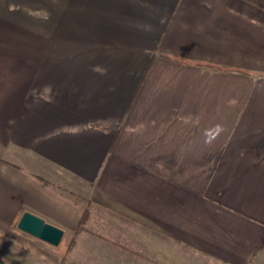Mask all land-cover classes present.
<instances>
[{"label":"crops","instance_id":"crops-1","mask_svg":"<svg viewBox=\"0 0 264 264\" xmlns=\"http://www.w3.org/2000/svg\"><path fill=\"white\" fill-rule=\"evenodd\" d=\"M89 204L133 264H264V0H0V256Z\"/></svg>","mask_w":264,"mask_h":264},{"label":"rangeland","instance_id":"rangeland-1","mask_svg":"<svg viewBox=\"0 0 264 264\" xmlns=\"http://www.w3.org/2000/svg\"><path fill=\"white\" fill-rule=\"evenodd\" d=\"M85 211L78 229L64 232L57 246L28 234L26 242L34 248L30 264H133L144 258L143 238L131 235L135 224L93 204ZM17 222L13 223L16 229Z\"/></svg>","mask_w":264,"mask_h":264},{"label":"water","instance_id":"water-1","mask_svg":"<svg viewBox=\"0 0 264 264\" xmlns=\"http://www.w3.org/2000/svg\"><path fill=\"white\" fill-rule=\"evenodd\" d=\"M17 228L54 246L60 244L64 235L62 228L46 221L42 216L31 211L22 213L17 222ZM0 264L8 263L0 257Z\"/></svg>","mask_w":264,"mask_h":264},{"label":"clouds","instance_id":"clouds-1","mask_svg":"<svg viewBox=\"0 0 264 264\" xmlns=\"http://www.w3.org/2000/svg\"><path fill=\"white\" fill-rule=\"evenodd\" d=\"M225 127L221 123H217L210 128L204 130V143L206 145H211L223 132Z\"/></svg>","mask_w":264,"mask_h":264}]
</instances>
